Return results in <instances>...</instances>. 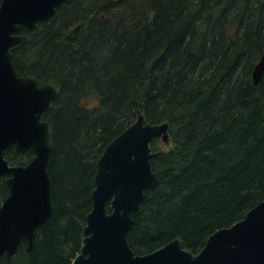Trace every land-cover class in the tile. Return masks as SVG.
Returning a JSON list of instances; mask_svg holds the SVG:
<instances>
[{
	"label": "trees",
	"instance_id": "trees-1",
	"mask_svg": "<svg viewBox=\"0 0 264 264\" xmlns=\"http://www.w3.org/2000/svg\"><path fill=\"white\" fill-rule=\"evenodd\" d=\"M263 50L264 0L64 3L14 55L20 72L62 85L46 115L54 211L32 251L0 264H72L98 160L140 114L168 122L170 144L151 143L159 181L133 215L135 252L180 238L197 253L241 220L264 199V75L252 77Z\"/></svg>",
	"mask_w": 264,
	"mask_h": 264
},
{
	"label": "water",
	"instance_id": "water-1",
	"mask_svg": "<svg viewBox=\"0 0 264 264\" xmlns=\"http://www.w3.org/2000/svg\"><path fill=\"white\" fill-rule=\"evenodd\" d=\"M72 0H1L0 3V179L8 176L10 194L0 206V260L11 258L25 242L32 251L37 230L54 211L50 176L52 125L43 120L62 89L51 78L42 85L34 74L19 75L14 51L36 34L58 8ZM264 75V50L253 70L258 85ZM168 122H151L140 114L107 144L98 160L92 208L86 216L81 251L72 264H264V199L230 226L212 233L197 253L180 238L138 254L128 235L136 213L159 181L151 157L155 139L170 140ZM30 151L26 165H11L8 149Z\"/></svg>",
	"mask_w": 264,
	"mask_h": 264
},
{
	"label": "flooded vegetation",
	"instance_id": "flooded-vegetation-1",
	"mask_svg": "<svg viewBox=\"0 0 264 264\" xmlns=\"http://www.w3.org/2000/svg\"><path fill=\"white\" fill-rule=\"evenodd\" d=\"M20 33H22V34H25V35H27V40H28V37H29V35L30 36H32L31 34H29V33H27V30L26 29H24V30H22ZM36 35V34H35ZM27 42V41H26ZM26 44V43H25ZM24 44V45H25ZM22 47V46H21ZM21 47H19L18 49H16L15 51H14V55L16 54V52L21 48ZM13 61H14V63H15V57H13ZM15 66H16V64H15ZM16 69H17V67H16ZM17 71H18V73H19V75H23V76H28V75H30V74H34L33 72H20L18 69H17ZM35 75V74H34ZM36 76V75H35ZM37 77V76H36ZM37 79H38V81H39V84L40 85H42L46 80H40L38 77H37ZM55 102V101H54ZM54 102H53V104H54ZM52 104V105H53ZM51 108V107H50ZM49 110V109H48ZM48 110L46 111V112H44V114H43V117H42V119L43 120H45V119H47V112H48ZM14 154L15 156H19V155H26V154H29V151H27V152H24V153H20V152H17L15 149H13V148H10V149H8L7 150V152H6V158L8 159V161H9V164H11V165H26V164H28L29 163V161H30V159H28L25 163H16L14 160L12 161V160H10L9 159V156H10V154ZM31 153V152H30ZM31 155H32V153H31ZM32 158V157H31ZM19 162H22V161H19ZM8 178V176H4L3 178H1L0 179V187L1 186H4V188H6V193L4 194V196L0 199V206L2 205V203H3V201L5 200V198L10 194V189L8 188V186H7V184H6V179ZM21 245H25L26 247H27V244L25 243V242H23L22 244H20L19 246H21ZM4 257V256H3Z\"/></svg>",
	"mask_w": 264,
	"mask_h": 264
},
{
	"label": "rangeland",
	"instance_id": "rangeland-1",
	"mask_svg": "<svg viewBox=\"0 0 264 264\" xmlns=\"http://www.w3.org/2000/svg\"><path fill=\"white\" fill-rule=\"evenodd\" d=\"M162 145H168V144H170V141L169 142H164V141H162Z\"/></svg>",
	"mask_w": 264,
	"mask_h": 264
}]
</instances>
